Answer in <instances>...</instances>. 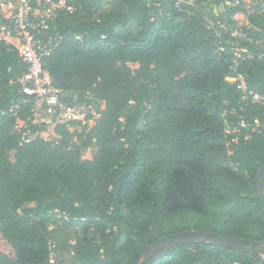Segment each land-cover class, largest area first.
I'll list each match as a JSON object with an SVG mask.
<instances>
[{
    "label": "trees",
    "instance_id": "trees-1",
    "mask_svg": "<svg viewBox=\"0 0 264 264\" xmlns=\"http://www.w3.org/2000/svg\"><path fill=\"white\" fill-rule=\"evenodd\" d=\"M236 1L74 0V13H59V44L44 58L53 86L104 102L82 145L74 124L55 128L57 143L20 144L30 105L8 111L26 65L0 43V238L13 252L0 264H138L159 239L190 231L252 245L173 242L147 264H264V107L240 109L216 25L234 27ZM248 23L240 44L255 57L237 72L264 96V17Z\"/></svg>",
    "mask_w": 264,
    "mask_h": 264
},
{
    "label": "built area",
    "instance_id": "built-area-1",
    "mask_svg": "<svg viewBox=\"0 0 264 264\" xmlns=\"http://www.w3.org/2000/svg\"><path fill=\"white\" fill-rule=\"evenodd\" d=\"M192 0H176L175 6ZM154 6L158 7L157 3ZM234 6L240 11L233 17V28H228L217 21V31L221 28L228 39L220 41V51H228L231 55V75L226 81L235 85L242 94L240 109L247 107H264V96L248 90L245 77L237 72L241 62L255 56L241 41H248L243 28L250 29L248 17L258 15L264 17V0H238ZM74 0H0V43L8 50H15L26 65V71L12 84L18 87L20 99L9 107L8 113L16 115L21 104L30 105V116L26 121L17 120L20 133V144H27L36 139H45L54 135L59 125L95 123L99 112L104 109V102L90 92L80 93L63 91L53 86L45 68L44 58L59 44L60 37L51 33V25L59 13L72 14L76 11ZM219 11L221 8L215 10ZM242 18L241 22L237 20ZM264 59V54L258 56ZM2 112L1 115H4ZM238 124L245 128L242 117ZM256 123V122H255ZM235 128L229 130L235 133Z\"/></svg>",
    "mask_w": 264,
    "mask_h": 264
},
{
    "label": "water",
    "instance_id": "water-1",
    "mask_svg": "<svg viewBox=\"0 0 264 264\" xmlns=\"http://www.w3.org/2000/svg\"><path fill=\"white\" fill-rule=\"evenodd\" d=\"M256 181H257V184H258V187L260 190L261 206H262V209L264 211V194H263L264 185L259 180V174L257 175ZM192 235L195 236V239H194L195 241L201 242L203 239H207L209 241V243L212 245L226 246V247H229L231 249H238V250L242 249V250L246 251L247 249L245 246L252 245L251 243L246 242V241L224 238L220 235L213 234V233H202V232L189 233V232H185V233H180V234H176V235L163 237V238L159 239L158 241H156L155 243H153V245L151 247L156 246V247L160 248L161 243L166 242V241H173L174 242L173 245L176 247L180 243L187 242L186 240L188 238H190ZM259 245L261 246L262 244H259ZM165 253H166V251H164V254ZM148 261L149 260L145 259V261H140L138 264H147Z\"/></svg>",
    "mask_w": 264,
    "mask_h": 264
},
{
    "label": "rangeland",
    "instance_id": "rangeland-1",
    "mask_svg": "<svg viewBox=\"0 0 264 264\" xmlns=\"http://www.w3.org/2000/svg\"><path fill=\"white\" fill-rule=\"evenodd\" d=\"M237 20L239 22H241V20H242L241 16L238 17ZM84 126L85 125L78 124L76 126L70 127L71 131H76V133H78V134L83 133L82 141L80 143H77V145H80V144L82 145V142H84L86 140V135L88 134L89 129L93 126V123L90 122L89 124H87V129L85 131L82 130L83 129L82 127H84ZM45 139H47L48 141L53 142V143H57V140H58V138H56L53 135H49ZM75 140H76V137L74 138L73 143L75 142ZM80 153H81V157L83 159H90L94 153V149H92V147L88 144L86 148L81 147ZM263 194H264V188H263ZM189 233H194V232L190 231ZM194 239H195V236L192 235L190 238H188L187 240L185 239V240L188 242V241H194ZM71 241H73V238H71ZM201 242L208 243L209 241L207 239H203ZM172 243H173V241L162 242L161 246L162 247H169ZM149 252L150 253L147 252V254H145V256L142 258V261H145V259L150 260L152 258V256H156V255L161 254V250H158V247H156V246L151 247L149 249ZM257 252L261 256H264V245L259 246V248L257 249ZM0 255H3L6 257H13L12 249L1 238H0ZM53 260L54 259L51 258V262H53Z\"/></svg>",
    "mask_w": 264,
    "mask_h": 264
},
{
    "label": "flooded vegetation",
    "instance_id": "flooded-vegetation-1",
    "mask_svg": "<svg viewBox=\"0 0 264 264\" xmlns=\"http://www.w3.org/2000/svg\"><path fill=\"white\" fill-rule=\"evenodd\" d=\"M169 247H170V246H169ZM163 248H164V247L161 246L160 248H158V250H161V252H162ZM166 248H168V247H166ZM149 249H150V248H149ZM148 253H150L149 250H148ZM153 257H154V256H152V258H153Z\"/></svg>",
    "mask_w": 264,
    "mask_h": 264
}]
</instances>
